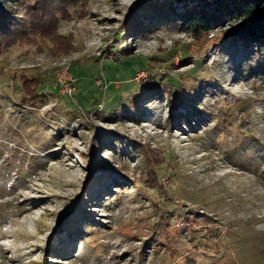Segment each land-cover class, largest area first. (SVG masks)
I'll list each match as a JSON object with an SVG mask.
<instances>
[{
  "label": "rangeland",
  "instance_id": "1",
  "mask_svg": "<svg viewBox=\"0 0 264 264\" xmlns=\"http://www.w3.org/2000/svg\"><path fill=\"white\" fill-rule=\"evenodd\" d=\"M43 1L0 6V264H264V43L196 39L197 0ZM66 65L128 111L73 107Z\"/></svg>",
  "mask_w": 264,
  "mask_h": 264
},
{
  "label": "trees",
  "instance_id": "2",
  "mask_svg": "<svg viewBox=\"0 0 264 264\" xmlns=\"http://www.w3.org/2000/svg\"><path fill=\"white\" fill-rule=\"evenodd\" d=\"M16 3H27L30 5L31 8L33 6L35 9L31 11L32 14H36V11L39 13L40 16H47L48 11L45 9L46 6L41 5L40 0H12ZM35 1V2H34ZM43 1V0H42ZM9 3V0H0V6L6 7L7 4ZM45 5L48 4V0L43 1ZM197 5L188 9L186 14H183L180 16V21L181 25L185 27V29L189 30L192 32L193 36L200 40L204 37V35H208L209 30L212 26H220L222 28V33L226 37H235V38H249L250 40L254 41H260L264 43V0H197ZM4 3V5H3ZM36 10V11H35ZM30 14V13H29ZM28 17V16H27ZM27 17L20 16V18L27 19ZM38 17V16H37ZM44 22H48L47 19ZM30 21L28 26H31V24H35L34 21H36V15H34V18L28 19ZM37 24V23H36ZM35 26L39 28L41 25L37 24ZM46 27V25H45ZM48 28V26L46 27ZM1 29V26H0ZM5 30L9 31L11 29L4 27ZM125 31V30H124ZM119 33H117V37H119ZM48 40V38H46ZM126 43V41H125ZM15 48L19 47V45H15ZM123 48V45L118 46L117 48H113L112 50L115 51V55H110L106 53L102 58L106 57L108 59H114L117 61H120L123 58H126L125 62L128 64H134L136 63L135 61H141L144 63L143 68H138L134 74V78H136V75L139 73L141 70H147L149 71V74L151 77H153V73L151 69L153 68L152 63L149 62L148 58L142 57L140 55L136 54H126L123 52H120ZM12 51V50H11ZM176 49H173V52H175ZM13 52V51H12ZM185 56V55H184ZM188 56L182 57L186 59ZM87 67V66H86ZM199 67V61L196 59V62L193 63V67L191 68V71L195 72L198 70ZM79 70L81 72H84L86 75V68L79 66ZM102 74V77L100 76ZM28 75V74H27ZM38 80H36L35 84V93L38 96H43L46 95L47 92L42 91L40 89V82L42 81L41 75H38ZM93 76L94 78L101 79V87L100 86H94L93 88L85 87L84 84L79 87V91H75V95H79L78 99L79 101L73 102L70 99L71 105L76 104L75 106H79L80 108L84 109L86 112H98L99 110L102 111L104 114L108 115L110 113L114 112H119V111H128L127 103H125L126 97L122 96L117 98H113L110 101L109 107L104 109V106L101 105V99L103 94V90L107 89L108 86L112 83V81H107V79L104 77V74L102 71L97 70L96 73L89 74L88 75ZM150 77L151 83L154 85H158L159 82L161 81L160 84L163 85H171V89L173 93H177V87L179 86V80L174 78L171 75H164L163 78L158 79V80H153ZM77 80H79V77H76ZM109 84H108V83ZM142 86L147 85L144 81H142ZM103 84V85H102ZM105 84V86H104ZM105 87V88H103ZM56 88H58L56 86ZM17 91L21 95L20 100L24 98V92L25 89L22 85H17ZM125 93V92H124ZM53 94V93H51ZM69 97V96H66ZM26 99V98H25ZM66 100V99H64ZM68 101V100H66ZM61 102V101H60ZM127 102L131 103V99H127ZM62 103V102H61ZM36 104V103H35ZM152 170V167H149L148 170ZM159 171L156 173V178L159 177ZM159 183L162 181L158 178ZM161 186H159L158 191L155 192L156 197L159 201L161 200L162 194L165 192V189H161ZM154 188V187H152ZM162 217V216H161Z\"/></svg>",
  "mask_w": 264,
  "mask_h": 264
},
{
  "label": "built area",
  "instance_id": "3",
  "mask_svg": "<svg viewBox=\"0 0 264 264\" xmlns=\"http://www.w3.org/2000/svg\"><path fill=\"white\" fill-rule=\"evenodd\" d=\"M69 65H66L63 67L62 72L59 75L60 85L62 87V90L67 95H75L76 85H73L74 78L72 75L67 76L69 72ZM70 73V72H69ZM76 80V78H75Z\"/></svg>",
  "mask_w": 264,
  "mask_h": 264
}]
</instances>
